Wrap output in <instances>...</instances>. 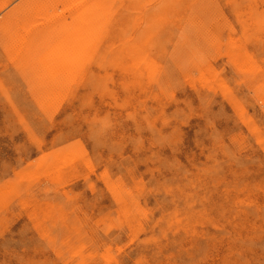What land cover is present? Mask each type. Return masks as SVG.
<instances>
[{
    "label": "rangeland",
    "instance_id": "1",
    "mask_svg": "<svg viewBox=\"0 0 264 264\" xmlns=\"http://www.w3.org/2000/svg\"><path fill=\"white\" fill-rule=\"evenodd\" d=\"M0 264H264V0H0Z\"/></svg>",
    "mask_w": 264,
    "mask_h": 264
},
{
    "label": "bare ground",
    "instance_id": "2",
    "mask_svg": "<svg viewBox=\"0 0 264 264\" xmlns=\"http://www.w3.org/2000/svg\"><path fill=\"white\" fill-rule=\"evenodd\" d=\"M5 7V6H4ZM195 25V24H194ZM207 39V38H206ZM118 102V101H117Z\"/></svg>",
    "mask_w": 264,
    "mask_h": 264
}]
</instances>
